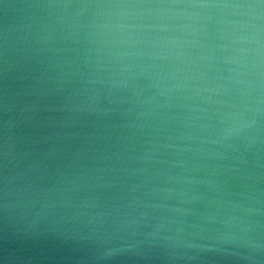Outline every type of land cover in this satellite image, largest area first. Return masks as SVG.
I'll use <instances>...</instances> for the list:
<instances>
[{
	"label": "water",
	"instance_id": "obj_1",
	"mask_svg": "<svg viewBox=\"0 0 264 264\" xmlns=\"http://www.w3.org/2000/svg\"><path fill=\"white\" fill-rule=\"evenodd\" d=\"M0 264H264V0H0Z\"/></svg>",
	"mask_w": 264,
	"mask_h": 264
}]
</instances>
